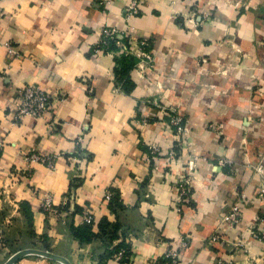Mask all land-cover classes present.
Masks as SVG:
<instances>
[{"label": "crops", "instance_id": "obj_1", "mask_svg": "<svg viewBox=\"0 0 264 264\" xmlns=\"http://www.w3.org/2000/svg\"><path fill=\"white\" fill-rule=\"evenodd\" d=\"M128 2L0 0V248L13 250L9 257L48 251L71 264H119L108 254L120 245L130 264L177 248L179 264H264V243L246 231L264 212L255 169L264 168V0H142L127 20ZM105 29L126 32L133 48L145 41L150 65L121 64L126 79L117 81L113 53L94 52ZM27 85L51 95L53 127L16 119ZM170 110L185 134L168 126ZM79 136L86 157L76 165L69 157ZM152 146L159 154L150 159ZM30 151L63 156L53 171L35 165L12 183ZM192 157L191 195L177 212L176 186ZM110 188L116 205L103 202ZM240 193L243 218L230 231L221 215ZM47 196L54 212L40 208ZM86 210L95 237L81 243L71 228L86 225ZM215 233L228 246L210 243ZM236 239L243 246L231 247ZM15 264L60 263L28 255Z\"/></svg>", "mask_w": 264, "mask_h": 264}, {"label": "built area", "instance_id": "obj_2", "mask_svg": "<svg viewBox=\"0 0 264 264\" xmlns=\"http://www.w3.org/2000/svg\"><path fill=\"white\" fill-rule=\"evenodd\" d=\"M142 0H129L127 4L123 6L124 19L130 20L133 17H136L140 14V5ZM174 4V3H173ZM210 19L209 13H203V21H208ZM192 22H195V18H191ZM113 43L117 51H108V43ZM132 41L130 40L128 34L117 32L111 29H105L102 34V38L96 44L94 52L99 53H113L117 58L122 56H134L138 59H144L147 63L152 62V57L150 53L146 52L147 43L145 41H136L134 48L132 47ZM106 50V51H105ZM10 54H16L13 50L9 51ZM53 111V101L49 93L42 90L38 85H27L21 89L19 92V97L14 104V112L17 120H22L24 117H30L32 119L44 120L49 126L54 125V120L49 116ZM168 117V126L173 128L178 134H185L187 128L183 125V117L175 110H170L166 112ZM140 125H147V120H140ZM83 142V137L79 136L75 142L76 148L75 153L72 157H69L70 161L74 164H80L85 161L86 154L82 151L81 145ZM3 146L0 144V156L2 153ZM159 154V149L157 146H152L149 148V158ZM63 155L59 152L52 154H42L36 151H30L25 154L22 158L24 166L21 168H16L11 174L12 183H18L23 178H28L33 173V168L35 165L45 166L49 170H54L56 162ZM196 158L192 157L191 160L187 162L185 169V175H183L179 182L177 183L175 190V210L181 212L184 203L190 198L191 195V182L192 175L195 172ZM229 160H219L220 165L229 164ZM256 169L257 174L262 180V186L258 190L257 197L264 200V168L258 166ZM114 193L111 189L105 191L103 195V202L108 204L113 198ZM245 195L243 193L238 194L233 203L229 206L228 210L221 215V224L225 225L228 230H235L237 226L242 221L243 218V204H244ZM40 208L47 213L54 212L53 200L51 196L45 197L41 202ZM83 223L91 224L94 221L93 215L89 210H86L82 217ZM248 239L256 241L259 243H264V212L256 218L255 223L250 226L247 230ZM210 243H219L225 246H228L227 240L223 239L218 233H215L209 239ZM233 248H239L243 246L240 240L236 239V242L231 244ZM186 246L185 242H180L179 247L183 248ZM126 251L121 249L114 256V260L119 264H130V257H125ZM180 252L179 249H169L164 255L160 258L151 259L146 264H179L180 263ZM125 260V261H124ZM218 264H232V261L224 262L219 261Z\"/></svg>", "mask_w": 264, "mask_h": 264}, {"label": "trees", "instance_id": "obj_3", "mask_svg": "<svg viewBox=\"0 0 264 264\" xmlns=\"http://www.w3.org/2000/svg\"><path fill=\"white\" fill-rule=\"evenodd\" d=\"M107 50L108 51H117V48L113 43L109 42ZM147 51H148V49H147ZM115 60H116L115 79L117 81H121V82L123 81L124 82L126 77H125V72H123L124 75H122V70L120 68L121 64H123V65L125 64L126 65V66L124 65L125 68L133 69L135 67L137 61H138V58H136L134 56H122L119 58L116 57ZM124 71H127V70H124ZM110 189L114 193V195L108 204L116 205L119 203L118 202L119 192L114 188H110ZM71 235L74 239H76L77 241H79L81 243H89L95 237V234L93 233V231L91 229V226L88 224L84 225L83 227H79V228H71ZM115 249L116 250H112L108 254L110 257H113L121 249H124L126 251V254H125L126 258L128 256L130 257V250L127 246L120 245Z\"/></svg>", "mask_w": 264, "mask_h": 264}, {"label": "water", "instance_id": "obj_4", "mask_svg": "<svg viewBox=\"0 0 264 264\" xmlns=\"http://www.w3.org/2000/svg\"><path fill=\"white\" fill-rule=\"evenodd\" d=\"M28 255H34V256L47 258L49 260H52L54 262H58L60 264H71V262L63 256H59V255L53 254V253L48 252V251H41V250H36V249H27V250H22V251L16 252L12 256H10L4 262V264H15L17 261H19L20 259H22L23 257L28 256Z\"/></svg>", "mask_w": 264, "mask_h": 264}, {"label": "rangeland", "instance_id": "obj_5", "mask_svg": "<svg viewBox=\"0 0 264 264\" xmlns=\"http://www.w3.org/2000/svg\"><path fill=\"white\" fill-rule=\"evenodd\" d=\"M6 251V256H3V252ZM13 253V250H9V248L7 247H1L0 248V264H4V262L6 261L5 259H7V257H9V255H11Z\"/></svg>", "mask_w": 264, "mask_h": 264}]
</instances>
